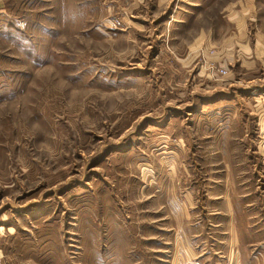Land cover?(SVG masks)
<instances>
[{
  "label": "rangeland",
  "instance_id": "374dc122",
  "mask_svg": "<svg viewBox=\"0 0 264 264\" xmlns=\"http://www.w3.org/2000/svg\"><path fill=\"white\" fill-rule=\"evenodd\" d=\"M244 1L0 0V264H264V62L190 50Z\"/></svg>",
  "mask_w": 264,
  "mask_h": 264
},
{
  "label": "crops",
  "instance_id": "0c3cea01",
  "mask_svg": "<svg viewBox=\"0 0 264 264\" xmlns=\"http://www.w3.org/2000/svg\"><path fill=\"white\" fill-rule=\"evenodd\" d=\"M252 0H245L243 2L242 11H233L234 13H231V8H229V16L227 12L224 10V20L221 25H218L219 28L222 26V29L224 28V33H221L219 28H216L218 30L219 34H216L218 36L214 37V30H211L210 28V22L204 23V24H198L196 23L194 25V29L192 32H194L195 37H193L192 42L194 43V46L190 48V50H193L195 48H198L200 46H203L204 44L210 43L212 46H219V52H220V58L223 57L221 60H224V62L221 64L220 67L222 69L227 68L230 70L231 67H235V75L237 74H250L251 75V83H255L253 80V74L256 76L259 74L260 70V60H264V32H261V29H264V16L262 15H256V17H252L250 14L252 13V9L255 8L254 4L251 2ZM239 4V2H238ZM237 4V5H238ZM227 9V8H226ZM259 9V7H258ZM260 10V9H259ZM261 11V10H260ZM249 13V18L246 16ZM258 13V10L256 11ZM249 19V21H255L256 23L254 25L255 29V38L253 40H250L249 36L247 37V34L244 32V30L240 29V26H242V23H246V20ZM207 29V35L202 34L204 30ZM208 31H210L208 33ZM259 33V35L257 34ZM224 35V36H223ZM207 36V38H206ZM260 36V37H259ZM219 38V39H218ZM179 39V38H178ZM218 39V40H217ZM190 41V39H188ZM217 40V41H215ZM180 40H178L179 42ZM261 52V57H259V52ZM264 71V70H262ZM261 75L264 74V72L260 73ZM257 81V80H256ZM258 88V85H257ZM264 88V87H262ZM260 92V89H256V92ZM255 93V92H254ZM228 214H227V224L228 227H232V231L228 232V238L230 241V244L228 246V256H233V249L236 247L238 236L236 235V219L232 212L231 204H228ZM232 232V233H231ZM188 249H191L190 247ZM189 256V255H188ZM190 257V256H189ZM242 257V256H241ZM241 257L237 258L238 264H243L241 261ZM203 264H209V260L211 259V255L209 256H203L199 257ZM253 258V257H252ZM174 257V262H175ZM228 264H231V259H228Z\"/></svg>",
  "mask_w": 264,
  "mask_h": 264
},
{
  "label": "built area",
  "instance_id": "2783aa9c",
  "mask_svg": "<svg viewBox=\"0 0 264 264\" xmlns=\"http://www.w3.org/2000/svg\"><path fill=\"white\" fill-rule=\"evenodd\" d=\"M217 72H220L222 75H225V71L224 70H217Z\"/></svg>",
  "mask_w": 264,
  "mask_h": 264
}]
</instances>
